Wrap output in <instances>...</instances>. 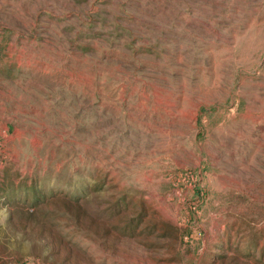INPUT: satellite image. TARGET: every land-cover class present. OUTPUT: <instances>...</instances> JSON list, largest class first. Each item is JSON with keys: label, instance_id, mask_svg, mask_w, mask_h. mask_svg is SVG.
I'll use <instances>...</instances> for the list:
<instances>
[{"label": "rangeland", "instance_id": "rangeland-1", "mask_svg": "<svg viewBox=\"0 0 264 264\" xmlns=\"http://www.w3.org/2000/svg\"><path fill=\"white\" fill-rule=\"evenodd\" d=\"M0 264H264V0H0Z\"/></svg>", "mask_w": 264, "mask_h": 264}]
</instances>
